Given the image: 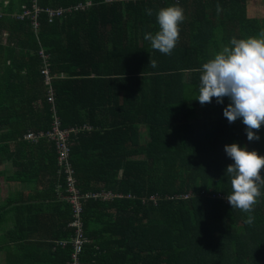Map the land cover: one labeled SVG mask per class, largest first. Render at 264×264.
Returning a JSON list of instances; mask_svg holds the SVG:
<instances>
[{"label": "trees", "instance_id": "trees-1", "mask_svg": "<svg viewBox=\"0 0 264 264\" xmlns=\"http://www.w3.org/2000/svg\"><path fill=\"white\" fill-rule=\"evenodd\" d=\"M248 1L0 3V163L14 166L8 182H41L29 195L0 201V264L69 258V246L55 247L72 230L54 142L24 138L48 132L51 121L40 50L49 56L61 125L75 130L69 152L76 185L81 193L112 195L82 203L81 264H264V186L251 213L222 200L232 191L225 172L234 163L225 146L238 143L264 157V125L260 139L249 141L242 119L230 124L224 117L227 97L223 104L197 100L202 65L232 38L264 30L261 19L248 16ZM176 4L185 20L166 55L144 37L159 31V10ZM34 5L64 12L52 22L39 12L34 31Z\"/></svg>", "mask_w": 264, "mask_h": 264}, {"label": "clouds", "instance_id": "clouds-1", "mask_svg": "<svg viewBox=\"0 0 264 264\" xmlns=\"http://www.w3.org/2000/svg\"><path fill=\"white\" fill-rule=\"evenodd\" d=\"M106 1L111 2L112 0ZM146 11L149 15L152 14L151 9ZM221 11L222 7L218 4L217 12ZM156 19L159 31L155 35L146 34L144 38L151 42L154 50L170 55L180 38V24L185 20L184 9L179 4L162 8ZM150 64L155 67V62L151 59ZM51 77L52 86L53 76ZM225 97L230 103L224 108V117L230 124L242 119L246 126L248 140L258 141L260 137L256 132L264 125V30L258 38H232L230 46H224L213 59L202 65L197 100L201 105H205L216 98L218 104H223ZM45 99H47V88H45ZM225 152L234 163L230 164L225 172L231 177L232 191L224 199L233 209L251 213L254 211L253 206L257 203V198L261 196L260 188L264 186V175H262L264 157L260 156L257 151H249L247 146L241 147L238 143L226 145ZM224 199H222L223 202L227 203ZM253 219L249 216L246 223H253ZM69 228L72 230L70 238L61 240L65 241L66 245L61 247L59 245L61 241H58L55 247L69 246L71 252L73 229ZM69 258L67 264H69Z\"/></svg>", "mask_w": 264, "mask_h": 264}, {"label": "built area", "instance_id": "built-area-1", "mask_svg": "<svg viewBox=\"0 0 264 264\" xmlns=\"http://www.w3.org/2000/svg\"><path fill=\"white\" fill-rule=\"evenodd\" d=\"M89 4V3H88ZM77 6L76 8H79ZM66 11H70L69 8L65 9ZM39 12H44L48 14L49 22H52L55 17H61L63 14V10L59 9H40L35 5L33 6V14L31 16V25L34 31L38 28L37 16ZM29 12H24L18 18L23 19L24 16L28 15ZM39 57L42 61V67L40 70V74L43 77V83L45 88H47V102L51 107V122L48 132H27L24 135L25 139L36 141L39 137H47L48 140L54 142L55 151H56V161L57 165L62 169L65 178V189L64 195L60 192V197L67 201L71 209V217L72 221L69 224V227L73 229V237H72V251L70 252L69 264H81L79 256L83 250V245L86 242L83 232V225L81 221L82 214V203L87 199H101V200H109L111 198V193L106 192H86L81 193L79 188L76 185L75 179V170L70 162V144L69 137L70 133L75 132L74 129L63 128L61 122L57 116V112L54 108V94L51 86V72L49 69V56L45 54L42 50L38 52ZM190 195V194H189ZM115 197H121V195H114ZM220 198V195H217ZM126 198L129 196L126 195ZM187 195H184L183 198H187ZM214 198V197H213ZM154 201L157 200L156 197H152ZM224 199V197H222ZM225 200V199H224ZM226 201V200H225ZM61 247L66 245L65 241L59 242Z\"/></svg>", "mask_w": 264, "mask_h": 264}, {"label": "crops", "instance_id": "crops-1", "mask_svg": "<svg viewBox=\"0 0 264 264\" xmlns=\"http://www.w3.org/2000/svg\"><path fill=\"white\" fill-rule=\"evenodd\" d=\"M0 3L3 5L4 0H0ZM248 3H252L251 0L248 1ZM251 11L247 6V13L250 18H257L251 16ZM261 19L264 26V18H258ZM26 134V133H25ZM24 134V135H25ZM14 166H12L8 161L3 160L0 163V173L5 171L4 177L0 179V201H3L5 198L12 196H18L22 191H25L27 195H29L32 191V186L36 187L37 182L31 183V184H20L16 182H8L6 181L5 177H8L11 172H13ZM41 182H39L37 185L39 186ZM20 184V185H19ZM12 192L10 196H6L7 193Z\"/></svg>", "mask_w": 264, "mask_h": 264}, {"label": "rangeland", "instance_id": "rangeland-1", "mask_svg": "<svg viewBox=\"0 0 264 264\" xmlns=\"http://www.w3.org/2000/svg\"><path fill=\"white\" fill-rule=\"evenodd\" d=\"M252 3H248V8L251 11V16L253 17H257V18H264V0H251ZM80 7H83V5H80ZM259 37V36H258ZM257 37V38H258ZM237 122V121H236ZM236 122H234V124H236ZM20 185V184H19ZM25 192V191H22ZM107 193V192H106ZM110 193V192H108ZM12 194V192L7 193L6 196H10ZM12 196V195H11ZM226 199V197H225ZM227 201V200H226ZM227 203H229L227 201Z\"/></svg>", "mask_w": 264, "mask_h": 264}]
</instances>
